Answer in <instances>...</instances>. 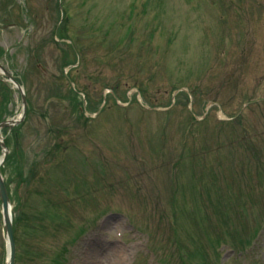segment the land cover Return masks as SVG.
Masks as SVG:
<instances>
[{
    "label": "rangeland",
    "instance_id": "374dc122",
    "mask_svg": "<svg viewBox=\"0 0 264 264\" xmlns=\"http://www.w3.org/2000/svg\"><path fill=\"white\" fill-rule=\"evenodd\" d=\"M0 51L15 264H264V0H0Z\"/></svg>",
    "mask_w": 264,
    "mask_h": 264
},
{
    "label": "water",
    "instance_id": "95a60500",
    "mask_svg": "<svg viewBox=\"0 0 264 264\" xmlns=\"http://www.w3.org/2000/svg\"><path fill=\"white\" fill-rule=\"evenodd\" d=\"M6 74L9 75L7 72ZM6 124H8V122H3L1 125H6ZM0 197L2 200V204H3L4 224H5L7 235L10 241V251H9V258H8L7 264H14L15 244H14V239H13L12 222H11V217H10V212H9V199H8L6 186L4 184L1 173H0Z\"/></svg>",
    "mask_w": 264,
    "mask_h": 264
},
{
    "label": "bare ground",
    "instance_id": "6f19581e",
    "mask_svg": "<svg viewBox=\"0 0 264 264\" xmlns=\"http://www.w3.org/2000/svg\"><path fill=\"white\" fill-rule=\"evenodd\" d=\"M10 211H12V207L10 206Z\"/></svg>",
    "mask_w": 264,
    "mask_h": 264
}]
</instances>
